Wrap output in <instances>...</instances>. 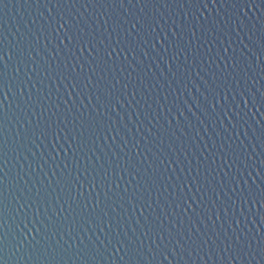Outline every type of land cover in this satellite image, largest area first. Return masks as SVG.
Returning a JSON list of instances; mask_svg holds the SVG:
<instances>
[{
	"label": "water",
	"instance_id": "1",
	"mask_svg": "<svg viewBox=\"0 0 264 264\" xmlns=\"http://www.w3.org/2000/svg\"><path fill=\"white\" fill-rule=\"evenodd\" d=\"M0 264H264V0H0Z\"/></svg>",
	"mask_w": 264,
	"mask_h": 264
}]
</instances>
